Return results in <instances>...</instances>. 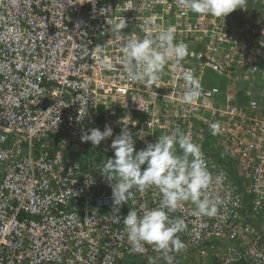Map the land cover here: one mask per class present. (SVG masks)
I'll use <instances>...</instances> for the list:
<instances>
[{
  "label": "built area",
  "instance_id": "built-area-1",
  "mask_svg": "<svg viewBox=\"0 0 264 264\" xmlns=\"http://www.w3.org/2000/svg\"><path fill=\"white\" fill-rule=\"evenodd\" d=\"M243 7L223 18L178 0H0V264L158 257L151 245L130 251L123 217L141 204L156 207L159 189L133 190L114 206L100 173L124 124L137 151L177 127L190 134L213 178L207 193L224 201L214 217L194 215L190 201L168 213L187 226L178 233L186 250L173 264H264V0ZM121 18L128 27L118 39L112 25ZM167 25L189 55L179 65L170 59L155 84L128 80L124 39ZM187 69L201 84L192 105L181 103L178 77ZM206 121L218 122L219 134ZM106 125L113 135L100 145L81 141ZM214 147L232 162L209 153Z\"/></svg>",
  "mask_w": 264,
  "mask_h": 264
},
{
  "label": "clouds",
  "instance_id": "clouds-1",
  "mask_svg": "<svg viewBox=\"0 0 264 264\" xmlns=\"http://www.w3.org/2000/svg\"><path fill=\"white\" fill-rule=\"evenodd\" d=\"M178 4L193 13L223 18L237 8H244V0H178ZM146 23L152 21L147 20ZM126 27L125 18L112 25L118 39ZM120 51L126 78L143 81L146 85L155 84L160 79L170 59L174 58L175 64L179 65L189 55L188 45L176 40L173 25L148 31L142 39L136 36L126 38ZM101 67L110 69L112 65L104 59ZM178 79L184 82L185 88L181 103L192 105L201 95L198 78L192 69H187L181 72ZM208 126L212 135L219 134L221 126L218 122L208 123ZM112 135V128L106 125L103 131L92 128L90 133L82 134L81 141H90L98 146ZM111 148L114 157L106 160L100 173L112 188L114 206H121L132 199L133 190L143 193L155 187L162 194L156 207L141 204L139 212L130 209L123 217L130 251L144 254L147 251L144 245H151L158 257H149V264H155L157 258L163 259L165 264H173L174 254L186 250L178 233L184 232L187 226L184 219L171 218L168 213L175 211L182 202L190 201L195 205L194 215L214 217L224 203L219 196L212 197L207 193L213 178L199 145L190 134L177 127L171 134L161 135L155 143L149 142L137 151L132 133L124 124L121 133L112 141ZM119 222L117 217L116 223Z\"/></svg>",
  "mask_w": 264,
  "mask_h": 264
},
{
  "label": "trees",
  "instance_id": "trees-1",
  "mask_svg": "<svg viewBox=\"0 0 264 264\" xmlns=\"http://www.w3.org/2000/svg\"><path fill=\"white\" fill-rule=\"evenodd\" d=\"M219 79V78H218ZM208 80V79H207ZM220 80V79H219ZM215 81H214V79H211V84H215L214 83ZM220 86L222 85V83H221V81H220ZM244 97H243V94L242 93H239V99H243ZM206 146L208 145V143L206 142V144H205ZM179 149V147L177 146V150ZM209 153H211L212 155H214V156H217V158L219 159V158H226V161L228 160V162H232V160L231 159H229V157H226V156H223V155H221V154H217L216 153V150H215V147L214 148H211L210 150H209ZM233 173H234V176H235V179H237L238 181H239V177H237V175L239 176V174H238V171H235V170H233ZM247 196V199L249 200V202H250V200H251V197L249 196V195H246Z\"/></svg>",
  "mask_w": 264,
  "mask_h": 264
},
{
  "label": "rangeland",
  "instance_id": "rangeland-1",
  "mask_svg": "<svg viewBox=\"0 0 264 264\" xmlns=\"http://www.w3.org/2000/svg\"><path fill=\"white\" fill-rule=\"evenodd\" d=\"M208 79L210 82H211V79H214V81L217 85H219V83H220V80L216 76H214V78H213L210 74H208Z\"/></svg>",
  "mask_w": 264,
  "mask_h": 264
}]
</instances>
